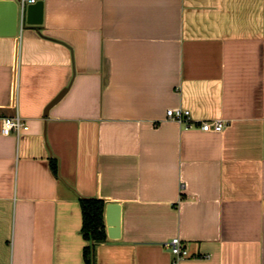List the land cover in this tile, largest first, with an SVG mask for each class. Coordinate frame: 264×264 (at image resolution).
<instances>
[{
  "label": "crops",
  "instance_id": "0c3cea01",
  "mask_svg": "<svg viewBox=\"0 0 264 264\" xmlns=\"http://www.w3.org/2000/svg\"><path fill=\"white\" fill-rule=\"evenodd\" d=\"M41 1L0 36V264H86L83 199L121 207L92 264H264V0Z\"/></svg>",
  "mask_w": 264,
  "mask_h": 264
},
{
  "label": "water",
  "instance_id": "95a60500",
  "mask_svg": "<svg viewBox=\"0 0 264 264\" xmlns=\"http://www.w3.org/2000/svg\"><path fill=\"white\" fill-rule=\"evenodd\" d=\"M20 0H0V36L15 37L18 29V2ZM43 20V2L41 0L25 6L24 22L28 26H40ZM63 90L48 106L56 104L64 95ZM47 108V109H48ZM120 211L117 203L108 202L104 207V222L108 239H117L120 235Z\"/></svg>",
  "mask_w": 264,
  "mask_h": 264
},
{
  "label": "built area",
  "instance_id": "2783aa9c",
  "mask_svg": "<svg viewBox=\"0 0 264 264\" xmlns=\"http://www.w3.org/2000/svg\"><path fill=\"white\" fill-rule=\"evenodd\" d=\"M35 0H20L18 2V22H24L25 16V6L28 3H34ZM165 117L168 120H171L178 125L182 126L185 129L194 128L196 126L203 132H217L220 133L224 129L225 123L221 119L213 121H205L196 125L192 120L190 112L186 109L176 107L169 108L165 111ZM27 126L24 121L18 116L4 118L1 123L0 133L4 136L8 135H19L20 132L27 130ZM166 247L170 254L174 257L173 264H177L178 261L188 257V251L183 246L179 238H172L167 244Z\"/></svg>",
  "mask_w": 264,
  "mask_h": 264
},
{
  "label": "trees",
  "instance_id": "16d2710c",
  "mask_svg": "<svg viewBox=\"0 0 264 264\" xmlns=\"http://www.w3.org/2000/svg\"><path fill=\"white\" fill-rule=\"evenodd\" d=\"M53 172H55V163L50 162ZM82 213V238L86 242L83 248V258L86 264L93 263V250L96 244L105 242L107 237L103 221V212L105 204L98 199L80 200Z\"/></svg>",
  "mask_w": 264,
  "mask_h": 264
}]
</instances>
